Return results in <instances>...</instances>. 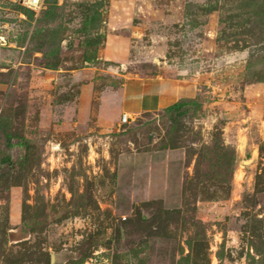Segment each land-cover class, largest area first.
Instances as JSON below:
<instances>
[{
  "label": "rangeland",
  "instance_id": "1",
  "mask_svg": "<svg viewBox=\"0 0 264 264\" xmlns=\"http://www.w3.org/2000/svg\"><path fill=\"white\" fill-rule=\"evenodd\" d=\"M0 264H264V0H0Z\"/></svg>",
  "mask_w": 264,
  "mask_h": 264
},
{
  "label": "crops",
  "instance_id": "2",
  "mask_svg": "<svg viewBox=\"0 0 264 264\" xmlns=\"http://www.w3.org/2000/svg\"><path fill=\"white\" fill-rule=\"evenodd\" d=\"M169 66L171 65H166V67ZM128 80L132 81L123 83L119 89L118 110L112 108L115 117L118 116L117 121H119L121 112H127L133 118L141 112H152L167 107L195 92L194 84L190 83L189 79L177 70H174L173 75H169L167 71L166 73L165 71L158 72L149 76L135 74L129 77ZM127 100H129V106L133 108L131 112L125 109ZM119 123L121 122L119 121Z\"/></svg>",
  "mask_w": 264,
  "mask_h": 264
},
{
  "label": "built area",
  "instance_id": "3",
  "mask_svg": "<svg viewBox=\"0 0 264 264\" xmlns=\"http://www.w3.org/2000/svg\"><path fill=\"white\" fill-rule=\"evenodd\" d=\"M42 4V0H25V5L29 8L36 9ZM133 118L127 112H121L119 116V121L121 123H128L132 121Z\"/></svg>",
  "mask_w": 264,
  "mask_h": 264
},
{
  "label": "trees",
  "instance_id": "4",
  "mask_svg": "<svg viewBox=\"0 0 264 264\" xmlns=\"http://www.w3.org/2000/svg\"><path fill=\"white\" fill-rule=\"evenodd\" d=\"M177 107H179L178 101L174 102L173 104H171V105H169V106H167L165 108H169V109L174 108V109H176ZM6 142L8 143L7 145L11 146L9 140H7ZM1 161L9 163L10 162V158H9L8 155H4Z\"/></svg>",
  "mask_w": 264,
  "mask_h": 264
},
{
  "label": "water",
  "instance_id": "5",
  "mask_svg": "<svg viewBox=\"0 0 264 264\" xmlns=\"http://www.w3.org/2000/svg\"><path fill=\"white\" fill-rule=\"evenodd\" d=\"M7 236H8V238L10 237V232H8ZM50 259H51V258H50Z\"/></svg>",
  "mask_w": 264,
  "mask_h": 264
}]
</instances>
